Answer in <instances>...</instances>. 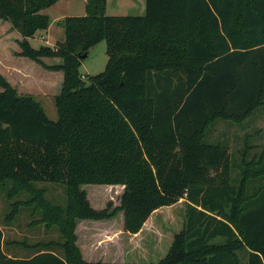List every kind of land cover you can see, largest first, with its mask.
I'll return each instance as SVG.
<instances>
[{"label": "trees", "instance_id": "obj_1", "mask_svg": "<svg viewBox=\"0 0 264 264\" xmlns=\"http://www.w3.org/2000/svg\"><path fill=\"white\" fill-rule=\"evenodd\" d=\"M56 1L0 0V19L21 36L18 54L63 74L50 119L0 73L4 220L25 207L38 214L29 223L60 233L10 240L30 251L18 257L5 253L0 227V264H264V143L244 133L234 155L226 137H206L219 119L243 130L264 112V0H144V13L120 15L105 13L106 0H85L84 14L62 18L63 41L33 47L29 38L50 22L42 9ZM101 40L105 66L84 78L81 55ZM36 182L63 185L65 204ZM88 183L122 185L119 205L91 206ZM180 199L181 228L156 261L83 258L78 220L121 211L134 234Z\"/></svg>", "mask_w": 264, "mask_h": 264}, {"label": "rangeland", "instance_id": "obj_2", "mask_svg": "<svg viewBox=\"0 0 264 264\" xmlns=\"http://www.w3.org/2000/svg\"><path fill=\"white\" fill-rule=\"evenodd\" d=\"M49 15L50 22L46 30L38 32L30 39L33 47L41 44L54 45L64 40V28L61 20L64 15H82L85 13L83 0H57L52 5L42 9ZM105 13L110 15L142 14L144 0H106ZM61 15V16H60ZM17 38L20 34L13 30L9 21L0 19V73L15 86L18 93H29L37 99L46 115L50 119L57 118L54 105V95L61 86V72L45 70L44 67L26 56L19 55ZM106 43L101 40L90 47L86 57L81 59L79 71L85 78L89 74L101 71L107 61ZM46 62H59L60 58H44ZM244 133L249 134L253 143H264V112L257 113L239 129L228 122L217 120L210 127L207 138L226 137L230 144V151L237 155L238 148L244 144ZM220 135V136H219ZM243 140V141H242ZM233 175L236 174L234 170ZM38 187L45 189V196L53 203L64 205L65 192L61 184L53 182H36ZM112 185V186H109ZM118 185V186H117ZM91 206L102 208L109 202V209L118 206L122 186L120 184H83ZM28 196L22 193L19 198ZM184 201L180 199L171 205L162 206L156 210L144 223L141 230L130 234L122 229V212L118 211L111 219H85L88 225L77 224L75 231L78 246L83 248L86 260L112 262H145L156 261L162 257L172 240L175 231L181 228ZM9 211L8 201L4 193H0V227L4 235V248L9 251L22 250L10 240H26L28 243L37 240L60 239L56 226L47 227L43 223H29L38 218V214L29 215V210L21 207L13 220L5 221ZM96 222V223H91ZM99 221V223H97ZM11 246V249H10ZM21 253L30 255V251L23 249Z\"/></svg>", "mask_w": 264, "mask_h": 264}, {"label": "crops", "instance_id": "obj_3", "mask_svg": "<svg viewBox=\"0 0 264 264\" xmlns=\"http://www.w3.org/2000/svg\"><path fill=\"white\" fill-rule=\"evenodd\" d=\"M84 2H85V0H83ZM61 16V15H60ZM65 16V15H64ZM14 30V29H13ZM46 30V29H45ZM16 31V30H15ZM38 31H36L35 32V34L37 33ZM34 34V35H35ZM33 35V36H34ZM32 36V37H33ZM32 37H30L29 38V41H30V39L32 38ZM18 39V38H17ZM19 51V50H18ZM18 53V52H17ZM44 58H59V57H43L41 60L44 62V63H46V64H50V63H52V62H46V60H44ZM38 63V62H37ZM58 63V62H57ZM44 69L45 70H48V71H54V72H61V77H63V74H62V71L61 70H50V69H47V68H45L44 67ZM15 87V86H14ZM259 113H262V112H259ZM257 114V113H256ZM256 114H254L253 116H255ZM253 116H251L250 118H248V119H246V122H245V126H246V124L250 121V119L253 117ZM245 128V127H244ZM220 136V135H219ZM256 144V143H255ZM122 186V185H121ZM150 218V217H149ZM149 218L145 221V223L149 220ZM89 220H85V219H80V220H78L77 221V223H76V226H77V224H79V223H81V224H86V225H88V223H90V222H88ZM91 223H96V222H92L91 221ZM97 223H99V221L97 222ZM75 226V227H76ZM75 233H76V235H77V232L75 231ZM78 237H77V239H76V243H77V245H78ZM20 247V246H19ZM21 248V247H20ZM79 248H80V250H81V254H82V256L84 255V256H86L85 255V253L83 252V248H81L80 246H79ZM10 249H11V246H10ZM22 250H23V248H21ZM12 250V249H11ZM11 250H9V251H7L5 248H4V251H5V253L7 254V255H9V256H18V257H22V256H28V255H26V254H23V253H21V251L22 250H19V251H16V250H18V249H14V251H11ZM84 258V257H83ZM96 260H98V259H95V260H91V261H96ZM104 262H109V261H104ZM110 262H112V261H110Z\"/></svg>", "mask_w": 264, "mask_h": 264}, {"label": "water", "instance_id": "obj_4", "mask_svg": "<svg viewBox=\"0 0 264 264\" xmlns=\"http://www.w3.org/2000/svg\"><path fill=\"white\" fill-rule=\"evenodd\" d=\"M86 55H87L86 53H85V54H82V55H81V58H84V57H86Z\"/></svg>", "mask_w": 264, "mask_h": 264}]
</instances>
